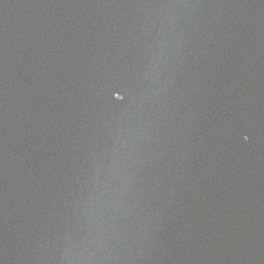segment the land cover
<instances>
[{"label": "water", "instance_id": "1", "mask_svg": "<svg viewBox=\"0 0 264 264\" xmlns=\"http://www.w3.org/2000/svg\"><path fill=\"white\" fill-rule=\"evenodd\" d=\"M0 264H264V0H0Z\"/></svg>", "mask_w": 264, "mask_h": 264}, {"label": "snow or ice", "instance_id": "2", "mask_svg": "<svg viewBox=\"0 0 264 264\" xmlns=\"http://www.w3.org/2000/svg\"><path fill=\"white\" fill-rule=\"evenodd\" d=\"M112 87H113L114 90L121 89V86H120L118 83L113 84ZM113 99H114L115 101H117V102H120V101L125 100L126 97H125V95L120 94V92L117 91V94H115V95L113 96ZM247 139H248V137H245V140H247Z\"/></svg>", "mask_w": 264, "mask_h": 264}]
</instances>
